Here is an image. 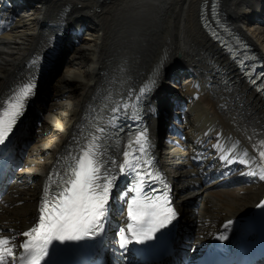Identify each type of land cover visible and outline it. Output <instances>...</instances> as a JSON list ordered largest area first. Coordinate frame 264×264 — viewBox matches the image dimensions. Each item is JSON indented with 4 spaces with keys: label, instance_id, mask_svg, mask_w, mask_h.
Masks as SVG:
<instances>
[{
    "label": "bare ground",
    "instance_id": "1",
    "mask_svg": "<svg viewBox=\"0 0 264 264\" xmlns=\"http://www.w3.org/2000/svg\"><path fill=\"white\" fill-rule=\"evenodd\" d=\"M210 1L16 0L27 18L0 30V113L23 86L31 64L64 55L58 58L61 68L40 103L35 98L31 106V97L25 102L23 113L40 107L43 126L5 196L7 206H0L3 235L19 239L32 227L41 184L55 157L79 134H89L82 112L98 88L105 90L106 101L95 123L102 125L122 93L150 88L144 115L154 146L159 125L171 108L169 94L179 91L178 106L185 120L181 130L187 135L183 146L188 149L169 147L172 166L166 158L161 161L174 169L180 185L201 184L213 169L222 168L230 177L225 187L183 193L185 198L195 195L198 202L192 219L195 247L229 221L247 218L264 196V181L259 179L264 168L259 157L264 151V100L240 83L233 92L223 87L228 79L219 68L232 71L229 78L237 73L203 27ZM219 2L230 24L264 58V0ZM73 32L78 37L71 39ZM184 73L190 74L187 82ZM168 75H177L172 79L179 81L170 87Z\"/></svg>",
    "mask_w": 264,
    "mask_h": 264
},
{
    "label": "snow or ice",
    "instance_id": "2",
    "mask_svg": "<svg viewBox=\"0 0 264 264\" xmlns=\"http://www.w3.org/2000/svg\"><path fill=\"white\" fill-rule=\"evenodd\" d=\"M155 75H159V68ZM151 84H156L155 78ZM35 87L32 82L23 84L0 113V145H4L13 133L18 118L25 110V102L34 93ZM149 91L147 85L136 92L130 88L127 100L118 101L111 108L108 126L93 121L94 130L90 132V139L80 146L79 154L73 152L71 155L59 190L50 195L49 188H44L38 224L20 234L24 240L19 243L18 249L14 238L0 237V264H57L56 257L63 249L54 242L64 244L99 237L105 231L109 201L118 175L132 180L127 192L135 193L126 200L127 226L119 232L120 249L126 250L131 243L152 241L157 233L177 221V212L170 205L167 195L149 196L145 192L151 180L161 179L158 173L144 168V165L151 167V144L147 127L139 128L140 108ZM129 120L131 124L126 123ZM126 127L134 139L130 138L122 150L121 161L112 157L109 142L115 134L111 129L123 132ZM259 157L264 159V151L259 152ZM222 159L228 160L227 157ZM242 162H245L243 158ZM249 174L256 176L255 171ZM259 179L264 181V168ZM164 186L167 188V184ZM260 206L264 207V203ZM218 239L227 237L220 236Z\"/></svg>",
    "mask_w": 264,
    "mask_h": 264
},
{
    "label": "rangeland",
    "instance_id": "3",
    "mask_svg": "<svg viewBox=\"0 0 264 264\" xmlns=\"http://www.w3.org/2000/svg\"><path fill=\"white\" fill-rule=\"evenodd\" d=\"M223 11H224V10H223ZM74 33H75V32H74ZM70 38H71V39H72V38H74V35H72V37H70ZM76 38H77V37H76ZM76 38H75V39H76ZM62 54L64 55V53L57 54V57H56V59H58L59 57H61V56H62ZM61 59H62V58H61ZM60 68H61V66H60ZM60 68H59V69H60ZM168 76H169V75H168ZM55 78H56V77H55ZM169 81H171V80H169ZM53 82H54V81H53ZM168 83H169V82H168ZM173 85H174V84H173ZM98 89H99V88H98ZM98 89H97V90H98ZM97 90H96V91H97ZM96 91L94 92V94L96 93ZM34 204H35V201L33 202V205H32V210H33V206H34ZM32 212H33V211H32Z\"/></svg>",
    "mask_w": 264,
    "mask_h": 264
}]
</instances>
